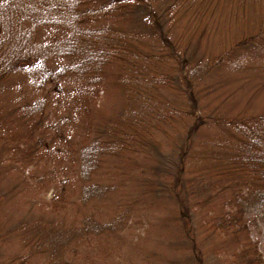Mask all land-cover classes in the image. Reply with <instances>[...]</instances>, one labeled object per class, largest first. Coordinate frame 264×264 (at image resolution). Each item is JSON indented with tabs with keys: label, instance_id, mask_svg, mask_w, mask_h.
<instances>
[{
	"label": "trees",
	"instance_id": "trees-1",
	"mask_svg": "<svg viewBox=\"0 0 264 264\" xmlns=\"http://www.w3.org/2000/svg\"><path fill=\"white\" fill-rule=\"evenodd\" d=\"M127 1H131L132 6L125 7L122 3L121 18L126 21L123 17L127 13L137 14L136 25L145 26L149 33L159 37L171 49L170 55L177 56L175 74H163L158 68V74L147 70L148 75L145 65L138 63L147 61L151 67H157L165 61L161 51L140 50L138 41L132 40L133 46L120 53L118 43L126 35L124 30L87 24L91 20V12L99 11L107 17L116 9L107 8L106 3L98 8L88 0L86 5L84 0H0V80L8 82L12 78L28 76L32 87L37 91L46 90L49 95H54L56 106H63L59 118L49 122L47 119L54 107L47 111L41 96L28 102L21 115H14V110L10 112L12 117L9 119L0 114V207L7 193L4 187L20 181V185L24 183L33 187L32 203L36 210V213L28 212L21 222L20 254L2 260L0 264H29V261L38 264H92L101 258L91 248L99 249L103 238L108 244V240H113L127 225L125 218L103 213L99 202L107 198L113 187L98 177L106 154L113 152L116 145L125 147L127 133L118 142L108 143L94 116L96 108L92 103L97 96L96 90L85 83L66 88L69 76L81 79L91 66L101 71L104 65L119 58L118 54H125V59L136 67L133 75L126 70L123 74L130 76L129 93L134 102L131 116L138 126L142 124L147 129L149 137L146 136L144 141L164 130L166 133H160L176 142V155L173 161H167L169 165L173 162L174 167L162 170L161 162L159 169L164 172L166 186L169 184L170 196L181 207L185 228L183 242L185 252H188L184 262L207 264L197 251L195 242L198 229L192 215L196 213H188L189 203L197 207L207 198L203 189V198L190 194L183 186L185 180L182 176H194L190 178L194 185L198 181L194 180L195 175L212 169L219 180L223 178L222 181L234 188L223 196L211 218L204 221L207 233L220 232L230 238L228 243L231 246L226 243L230 247L227 252L230 262L227 264H264L263 253L250 237L247 218L251 210H259L264 217V113H238L222 118L223 129L233 130V136L224 140L217 138L209 142L208 139L197 138L203 133V127L215 117L208 116L199 106L192 95L193 89L197 79L208 71V63H219L221 58L191 63L181 51H175L168 25L170 11L165 0L121 2ZM176 1L183 8L190 5L191 0ZM230 2L236 6L235 20L245 16L246 9L264 8V0H196L188 18H199L198 22L194 21L196 25L200 23V17L209 12L215 17L220 18L224 14L233 18L228 11ZM250 21L244 23L239 20L241 34L232 42L230 50L245 48L255 51L261 47L264 14H259L253 24ZM109 39L116 41L117 47H108ZM53 45H56L54 50L49 52ZM70 48L75 50L70 51ZM63 58L78 59V62L72 66H52L54 60ZM171 77H174L178 91L189 98L192 95V100L186 97L184 101L176 102L165 96L164 85L171 83ZM49 84H54L56 89L51 90ZM61 91L63 94L58 102L55 93ZM233 137L235 145L231 143ZM150 139V147L157 155L161 145ZM50 190L53 195L49 198ZM225 205L230 208L224 209ZM9 231L11 228L0 220V235Z\"/></svg>",
	"mask_w": 264,
	"mask_h": 264
},
{
	"label": "rangeland",
	"instance_id": "rangeland-1",
	"mask_svg": "<svg viewBox=\"0 0 264 264\" xmlns=\"http://www.w3.org/2000/svg\"><path fill=\"white\" fill-rule=\"evenodd\" d=\"M84 1L86 5L87 0ZM121 1L88 0L89 4L97 5L98 8L106 3L107 8L116 9L109 12L107 17L99 11L91 12V20L87 24L98 28L111 26L124 30L126 35H123L118 43L120 53L128 51L133 46L132 40L138 41L140 50L161 51L165 61L159 63L157 67H151L152 64L147 61L138 63L140 66L145 65L143 67H146L148 75H150L148 71L151 70L158 74V68L163 74L165 72L175 74V67L178 65L177 56H171V49L163 44L159 37L149 33L145 26L136 25L137 14L131 15L129 12L123 17L126 21L122 19L120 15L122 3L125 7H131L132 3ZM164 3L169 6L171 20L168 25L170 35L174 39L175 51H181L191 63H203L207 59L221 58L219 63L216 61V64L208 63V71L197 79L193 89L192 95L199 106L208 116L211 114L215 117L209 120V123L203 127V133L197 138H205L212 142L217 138L224 140L232 137L233 130L223 129L222 118L232 117L238 113H264V36L260 38L261 47L255 51L245 48H237L234 51L229 49L232 42L234 43L241 34L239 20L245 23L251 19L253 24L259 14H264V8L254 11L246 9V15L235 20L236 6L230 2L227 4L228 11L233 18L224 14L219 18L209 12L200 17V23L196 25L199 18L194 20L188 18L196 0H191L190 5L183 8L178 6L176 0H165ZM226 9L227 6L223 13ZM55 46L53 45L49 52L53 51ZM108 47H117V42L109 39ZM74 50L70 48V51ZM118 55L119 58H116L112 64L104 65L101 71L98 67L91 66L87 68L88 71L81 79H73L72 75L69 76L66 85L68 88L85 83L90 89L96 90L97 96L92 103L96 108L94 116L97 119L96 124L103 128V136L108 143L118 142L127 133L125 147L116 145L113 152L106 154L98 171V177L113 187L106 195L107 198L100 200V208L104 210L105 216L125 218L127 225L121 228L113 240L109 239L108 244L106 238H103L99 249L91 248L101 258L94 260L92 264H101V262L103 264H187L184 262L185 254L187 255L188 252H185V242H183L185 228L181 219V207L170 196L167 189L169 184L166 186V181L163 180L164 172L159 169L161 162H163L162 170L174 167L173 162L169 165L167 161L168 159L173 161V156L176 155L174 151L176 142L166 134L160 133L165 132L164 130L158 131L155 136H150L161 145L157 156L155 149L150 147L151 139L147 138V141H144L148 136L147 129L142 124L138 126L136 119L131 116L134 102L129 93L130 76L126 77L123 74L126 70L133 75L136 67L130 60L125 59V54ZM77 62L78 59L63 58L54 60L52 66L58 67L61 64L72 66ZM48 86L51 90L56 89L54 84ZM63 91L53 92L58 102ZM163 91L166 97L176 102L184 101L186 97L190 100L193 98L192 95L189 98L187 94L178 91L174 77H171L170 84L165 83ZM37 96L44 98L47 111L50 107H54L47 122L59 118L63 106L57 105V107L54 95H49L46 90L37 91L32 87L28 76L12 78L8 82L0 80L1 116L6 115L9 119L13 110L14 115H21L27 108L26 104ZM13 118L18 120L16 116ZM231 143L235 145L236 140ZM211 170H203L202 174L195 175L194 180L198 181L194 185L190 182V178L194 176H182L185 180L183 186H186L190 194L203 198V189L207 198L204 204L200 203L201 205L197 207L189 203V211L187 209L185 211L197 215V217L192 215L196 223L195 228L198 229L195 242L197 251L203 255L205 263L227 264L230 262L227 255L230 247L226 246V243L230 245L228 243L230 238L220 232L208 234L203 224L216 212L223 196L229 194L234 187L222 181L223 178L219 180L220 178ZM154 178H156L155 182ZM8 182H10L9 178ZM20 183L17 181L4 187L7 193L1 202L3 205L0 207V220L7 228H11V231L0 235V263L20 254V228L23 224L21 222L25 220L24 216L28 212L36 213L32 203L33 187ZM52 195L53 192L50 190L47 197L50 198ZM229 208L228 205L224 206V209ZM247 218L250 237L263 253L264 258V217H261L259 210H251ZM29 264L38 263L29 261Z\"/></svg>",
	"mask_w": 264,
	"mask_h": 264
}]
</instances>
